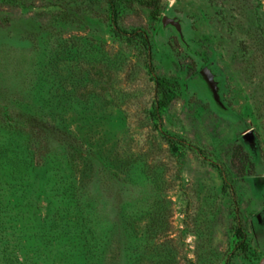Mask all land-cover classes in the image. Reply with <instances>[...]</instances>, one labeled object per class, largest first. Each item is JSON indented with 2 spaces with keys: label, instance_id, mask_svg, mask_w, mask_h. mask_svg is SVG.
I'll use <instances>...</instances> for the list:
<instances>
[{
  "label": "rangeland",
  "instance_id": "1",
  "mask_svg": "<svg viewBox=\"0 0 264 264\" xmlns=\"http://www.w3.org/2000/svg\"><path fill=\"white\" fill-rule=\"evenodd\" d=\"M0 264H264V0H0Z\"/></svg>",
  "mask_w": 264,
  "mask_h": 264
},
{
  "label": "trees",
  "instance_id": "2",
  "mask_svg": "<svg viewBox=\"0 0 264 264\" xmlns=\"http://www.w3.org/2000/svg\"><path fill=\"white\" fill-rule=\"evenodd\" d=\"M116 1L118 0H108V2L113 6L115 5ZM156 84L162 94V102L166 103L171 98L170 87L165 83L163 79H160V78L156 79ZM236 236L238 238V242H239L241 249L246 250L247 248L246 243H245L246 234L241 227L236 228Z\"/></svg>",
  "mask_w": 264,
  "mask_h": 264
}]
</instances>
